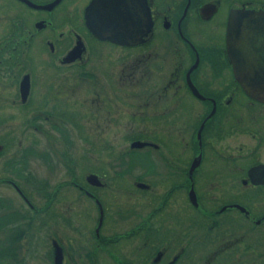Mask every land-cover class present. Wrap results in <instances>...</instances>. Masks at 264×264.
<instances>
[{"label": "flooded vegetation", "instance_id": "obj_1", "mask_svg": "<svg viewBox=\"0 0 264 264\" xmlns=\"http://www.w3.org/2000/svg\"><path fill=\"white\" fill-rule=\"evenodd\" d=\"M11 1L0 0L6 18L0 21V159L6 142L16 138L20 143L18 132L24 128L43 135L49 145L60 143L63 156L69 157L72 149L74 158L70 143L79 130L69 100L78 98L80 89L87 93L85 116L92 125L94 106L109 123H125L128 114L141 125L165 123L175 131L182 128L188 150L181 156L166 146L165 140L172 141L169 135L139 133L130 139L145 141L143 148L158 149L163 143L167 148L159 151L161 166L134 176L135 191L147 199L125 210L133 221L122 231L111 229L114 220L107 219L104 196L110 183L104 173L81 175L67 165L68 176L47 187L44 170L34 174L14 160L4 161L0 185L10 192L0 194V264H27L21 250H30L31 237L49 238L51 255L54 240L63 264L69 256L65 243L54 229L49 236L47 226L63 221L83 236L70 215L55 209L49 214L64 187L82 193L95 208L92 224L86 225L91 247L84 251L85 262L77 251V264H102L108 258L109 264H238L239 237L245 232L248 241L241 248L253 256H244L243 263L264 264V230L256 240L247 231L264 227V202L253 203L256 191L264 199V184L248 175L251 166L264 164V101L243 89L225 42L229 13L264 9V0H115L112 5L123 11L122 25L129 26L120 32V41L106 36L110 32L102 22L95 25L105 37L86 26L83 12L89 0ZM102 1H97L98 10ZM17 115L18 132L1 131L15 125ZM225 135L244 136L234 153L219 152L213 145L212 140ZM88 173L95 174L94 183L86 180ZM155 178L166 183L160 192L154 191ZM180 191L185 209L172 207ZM127 248L137 250L140 258L129 256Z\"/></svg>", "mask_w": 264, "mask_h": 264}, {"label": "rangeland", "instance_id": "obj_2", "mask_svg": "<svg viewBox=\"0 0 264 264\" xmlns=\"http://www.w3.org/2000/svg\"><path fill=\"white\" fill-rule=\"evenodd\" d=\"M11 2L14 3L13 1ZM4 17L5 15L2 14L1 10V22L6 21V18ZM3 31L4 29L0 26V33H2ZM36 59L37 58H35V60ZM36 72L39 71L37 70ZM75 95H78L79 97H72L69 100L70 107L77 111L76 117L78 120L76 121V126L80 134L74 137V141L72 144L70 143L72 147L74 145V158L70 152L72 151V149L69 150V157L63 156L61 155L62 152L60 151V143L49 145L48 143L44 142L45 139L43 138V135L31 130L30 128H24L23 131L18 132L21 125H18V121H20V118L17 115L13 120L17 123L15 125L7 126L4 129H1V131H6L9 129V131L13 134L18 132L20 143H16V138L13 141H8L5 143L7 152L1 155L0 166L3 165L4 161L14 160L13 164L15 166L25 168L26 172L31 171L32 173L37 174V172H42L44 170V173L48 176L47 187H49L50 184L54 183L55 181L68 176L66 172L67 165L75 167V171L78 170L81 175H83L87 171L104 173L103 176L108 179L111 185V187L110 185L109 187H106L104 196L106 198L104 203L107 206V219L114 220L111 229L122 231L126 229L130 224H132L131 221H133L131 220L132 217L126 216L127 213L125 210L131 205H134L137 208V204L140 201H145L147 199L145 195L142 196L140 194H137V192L135 191L136 189L132 185L134 176L151 167H153V170H155L154 167L161 166L162 158L160 157L159 151H163V149L167 148L162 147L164 143L160 145L158 149H153L152 147L129 148L128 145L130 139L135 135H138L139 133H150L164 136L169 135L172 141L165 140V145H172L174 147V151L178 155L183 156L188 150V147L185 145L184 140L185 133L182 131V128H180L178 131H175V126L171 128L165 123H159L158 125L153 127L151 126V124L141 125V121L133 120V115L130 114H128L129 116L127 122L125 123H109L104 116V112L96 108V106H94L96 110V118L94 119L95 124L92 125L89 119H87V116H85V113L87 112V93L84 90L80 89V91ZM83 108L85 111L82 110ZM69 113L72 114L70 110ZM120 121H122V119ZM89 124L91 125V127H89ZM14 129L16 130L15 132ZM70 129L72 130V127H70ZM91 133H94V135H90ZM242 137L244 136L225 135L217 140H212V143L219 152L234 153V151L240 146L239 141ZM93 138L96 140V142L93 140ZM104 140L105 142H103ZM88 142H91V145H89ZM26 146H33V148L31 150H27L25 149ZM94 146L95 148L91 149ZM42 152H45L46 154H43ZM260 155L261 158H264V152L261 151ZM71 161H74L75 165L74 163H70ZM210 162L211 161L206 162V165ZM211 165L214 164L212 163ZM113 171H115L116 174H113ZM159 171L160 170L157 169L155 175H157ZM163 181L164 179L160 178L154 179V191L160 192L166 187V183H164ZM98 182L99 181H97V183ZM223 186L224 185L221 184V187ZM29 187H31L32 195H34L32 189L33 186L31 185L28 186V188ZM121 187L126 189H119ZM9 192L10 189L6 185H0V194L5 193L7 195V193ZM219 192L220 190L215 191V193ZM182 196L183 191H180V193H175V205L172 207H178L179 205H181V208L185 209V206L183 205L185 204L183 202L184 197ZM263 200V195L259 191H256L255 200L253 201V203L256 206H261V204L264 202ZM57 201L58 202L56 204V207H54L55 202H53V204L51 205V210L50 212L48 211L49 214H52L55 209L60 213H64V215H70L73 221L72 225H76V227L79 225L82 229L83 236L79 238L77 233L79 232L78 230H76L77 232H73L63 221L58 222L56 220H53V223L47 226V234L50 236V231L54 229L56 230L57 234L63 239L66 250L69 253V256L65 255L63 264H77V257L79 253L82 257L81 260L83 259L82 261L85 262L86 260L84 259V257L86 259L87 257L85 256L84 251L89 250L91 247V244H89L91 241L89 240L91 239L90 232L89 229H87L86 225L92 224L93 222V218L95 215L94 205L92 201L87 199L82 193L75 194V190L73 192L72 190L65 187L58 193ZM115 210L119 211L120 214L115 213ZM53 218L55 219V216H53ZM263 230L264 227L262 224L256 227L254 231H247L249 236L251 237V240L253 238H255L256 240V235H258V233H262ZM240 231L242 232L241 229ZM74 233H76V235H73ZM178 233L179 230H177L176 234ZM246 233L247 232L243 234L242 238L239 237L240 261L238 262V264H245L243 263L244 256H253L250 250L243 253V250L241 248L242 246L246 245L244 243L248 241L245 238ZM176 237L179 236L177 235ZM34 239L35 241H33V237L30 238V250H21L23 252V256H27V264H52L51 245L49 238L47 240L44 238ZM212 244L213 243H211V245ZM176 246L177 244L175 243L173 247ZM258 250V248H253V251L255 252H257ZM77 251H79V253ZM127 251L129 253V256L133 258H140L139 253L136 252L137 250H130L129 248H127ZM168 255L169 254L167 253L165 257H168ZM260 258L261 257L257 259ZM23 261L25 262V259ZM102 262H104L102 264L110 263L109 258L106 261L103 259ZM262 262L264 263L263 256Z\"/></svg>", "mask_w": 264, "mask_h": 264}, {"label": "water", "instance_id": "obj_3", "mask_svg": "<svg viewBox=\"0 0 264 264\" xmlns=\"http://www.w3.org/2000/svg\"><path fill=\"white\" fill-rule=\"evenodd\" d=\"M24 1L28 2V0ZM97 1L90 0L84 7L83 16L86 26L90 30L99 33L98 31L103 29H97L95 23L102 22L105 26H108L110 33H107V37L116 41L122 40L123 35L120 32L126 27L122 25V9L120 6L112 5L115 0H103L101 2L102 8L98 10L96 7ZM125 14L128 16L131 14L130 8L125 10ZM128 21L130 22L129 18ZM128 28L129 26L126 27V29ZM98 35L104 36L101 33ZM225 42L233 72L243 89L247 94L264 101V9H243L230 12L225 28ZM193 91L197 93L195 89ZM211 112L212 110L209 114ZM144 144H146L145 141L133 140L129 145L138 147ZM248 175L252 181L264 184V164L251 166L248 169ZM93 177L95 178V174L89 173L85 178L87 181L94 183ZM101 214L100 209L99 219ZM52 246V264H61V248L54 240H52Z\"/></svg>", "mask_w": 264, "mask_h": 264}]
</instances>
